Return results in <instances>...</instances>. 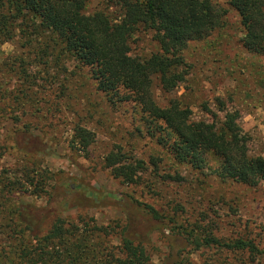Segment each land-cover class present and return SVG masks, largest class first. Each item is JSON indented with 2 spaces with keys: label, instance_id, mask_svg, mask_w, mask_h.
Masks as SVG:
<instances>
[{
  "label": "trees",
  "instance_id": "trees-1",
  "mask_svg": "<svg viewBox=\"0 0 264 264\" xmlns=\"http://www.w3.org/2000/svg\"><path fill=\"white\" fill-rule=\"evenodd\" d=\"M90 1L0 0V50L15 42L22 50L15 60H0V75L18 73L19 84L25 88L3 91L0 113L19 110L36 115L45 98L39 96L44 94L41 87L48 80L49 96L54 97L49 100L51 114L67 98L68 90L82 92L79 76L89 75L96 93L114 111L124 109L138 123L134 136L149 138L170 162L187 163L202 172L209 169L216 177L250 187L264 181V156L249 152L236 115L226 113L217 129L206 121H194L192 109L175 99L160 105L153 91L154 83L171 91L184 78V50L220 28L226 10L214 0H104L117 9L116 14H87ZM230 5L244 29L243 47L254 57L264 58V0H231ZM141 30L152 32L157 45L144 58L131 52L132 40ZM70 57L76 62L74 71L67 66ZM32 69L47 70L49 78L39 81L40 76L30 74ZM73 75L75 87L70 86ZM205 109L212 113L208 106ZM12 119L17 122L22 117L15 113ZM74 132L83 149L94 142L90 129L78 124ZM116 148L106 156L105 168L127 184L140 183L144 161L131 163L122 147ZM48 182L49 171L42 167L23 175L0 170V264H151L147 248L126 236L125 230L119 232L118 244L110 240L117 228L113 225L91 226L83 217L59 216L43 233L41 223L54 212L35 208L22 198L26 193L41 195ZM146 209L154 218L161 217L153 206ZM189 234L198 249L207 246L220 251L206 264H256L264 258V249L255 239L226 240L209 233L203 244L195 229Z\"/></svg>",
  "mask_w": 264,
  "mask_h": 264
},
{
  "label": "rangeland",
  "instance_id": "rangeland-1",
  "mask_svg": "<svg viewBox=\"0 0 264 264\" xmlns=\"http://www.w3.org/2000/svg\"><path fill=\"white\" fill-rule=\"evenodd\" d=\"M230 1L214 0L226 10L221 27L203 40L190 42L184 50V78L171 91L154 83L153 91L160 105L175 99L192 109L194 121H206L217 129L226 113H233L242 135L248 138L249 152L264 156V58L254 57L243 47L244 29ZM99 11L114 15L117 9L104 0L86 5L87 14ZM18 44L3 45L0 60H15L22 51ZM131 49L138 58L156 51L152 32H138ZM67 61L69 70H76L75 60L70 57ZM30 74L40 76L39 81L49 78L44 69H32ZM83 76H79L82 92L68 90L67 98L51 114L49 100L54 97L49 96L48 80L41 87L44 94L39 96L45 98L36 115L19 110L0 113V170H14L17 175L39 167L49 171L45 192L39 196L26 193L22 198L35 208L54 212L41 223L43 233L59 216L83 217L91 226L113 225L117 228L110 240L118 244L119 232L125 230L126 236L147 248L151 264H206L218 257L217 247H196L189 234L192 229L201 243L205 235L214 233L226 240L255 239L264 249V181L250 187L216 177L209 169L202 172L187 163L170 162L149 138L134 136L138 123L124 109L114 111L96 93L89 75ZM73 77L70 86L75 87ZM18 79L15 72L0 75V106L3 91H24ZM15 113L22 117L20 121L12 119ZM78 124L94 134L88 149L75 139ZM117 146L122 147L127 161H144L140 183L127 184L105 168L106 156L117 151ZM146 205L153 206L161 217L154 218ZM256 264H264V258Z\"/></svg>",
  "mask_w": 264,
  "mask_h": 264
}]
</instances>
